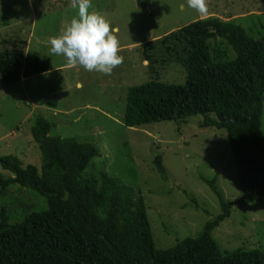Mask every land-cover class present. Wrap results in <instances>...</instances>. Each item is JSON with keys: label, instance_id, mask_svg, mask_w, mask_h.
<instances>
[{"label": "rangeland", "instance_id": "1", "mask_svg": "<svg viewBox=\"0 0 264 264\" xmlns=\"http://www.w3.org/2000/svg\"><path fill=\"white\" fill-rule=\"evenodd\" d=\"M73 2L0 0V15L8 22L0 25V50L20 48L39 54L50 66L62 65L14 84L0 81V156L15 155L23 166L41 167L42 153L32 128L38 116H47L55 123L52 136L74 137L97 146L100 154L86 174L107 172L144 197L158 248H171L199 235L208 221L222 213L207 181L216 180L228 201L242 195L227 131L201 127L202 115L181 123L164 120L134 127L125 125L124 115L129 88L151 80L142 44L204 16L189 8L187 0H147L146 6L138 0H91L89 11L101 13L116 29L118 54L123 57L110 74H104L69 65L63 55L49 51V38L62 34L77 14ZM207 5L208 17L228 20L235 15L233 20L249 37L264 35V0H207ZM160 70L155 77L161 82H186L180 63H169ZM159 154L166 178L154 166ZM0 173L11 176L1 164ZM0 207L7 209L14 223L33 211L47 209V202L33 190L13 184L6 195H0ZM213 235L222 250L243 243L264 249V196L250 204L234 205Z\"/></svg>", "mask_w": 264, "mask_h": 264}, {"label": "trees", "instance_id": "2", "mask_svg": "<svg viewBox=\"0 0 264 264\" xmlns=\"http://www.w3.org/2000/svg\"><path fill=\"white\" fill-rule=\"evenodd\" d=\"M138 3L146 6L147 0ZM235 18L212 15L142 44L151 80L129 88L124 123H181L202 115L201 127L227 131L242 195L228 201L216 180L207 181L222 213L199 235L160 249L144 197L107 172L86 174L100 154L97 146L52 136L55 123L40 115L32 134L42 153L41 167L23 166L15 155L0 156L3 169L11 173H0V195L17 184L43 196L47 209L11 223L7 209L0 207V264H264V249L243 243L222 250L213 235L234 205L264 196V35L249 37ZM5 21L0 15V25ZM173 62L185 68L184 84L155 77ZM51 67L37 53L0 50V81L8 85ZM154 166L167 177L160 154Z\"/></svg>", "mask_w": 264, "mask_h": 264}, {"label": "clouds", "instance_id": "3", "mask_svg": "<svg viewBox=\"0 0 264 264\" xmlns=\"http://www.w3.org/2000/svg\"><path fill=\"white\" fill-rule=\"evenodd\" d=\"M187 4L204 18L208 17L207 0H187ZM73 6L77 14L62 34L49 38L50 53L63 55L69 65L80 66L86 71L110 74L123 61L118 54L116 29L104 15L89 11L91 0H74Z\"/></svg>", "mask_w": 264, "mask_h": 264}, {"label": "crops", "instance_id": "4", "mask_svg": "<svg viewBox=\"0 0 264 264\" xmlns=\"http://www.w3.org/2000/svg\"><path fill=\"white\" fill-rule=\"evenodd\" d=\"M211 15V14H209ZM230 17H237V16H230ZM62 65H55V66H52L50 70H53L54 68H60ZM48 73H45V74H42L43 76L46 75ZM24 79H26L25 77H23ZM78 85H81V82L78 83Z\"/></svg>", "mask_w": 264, "mask_h": 264}]
</instances>
